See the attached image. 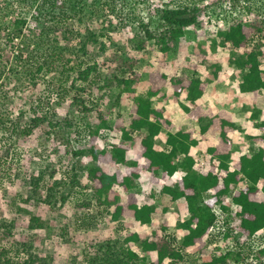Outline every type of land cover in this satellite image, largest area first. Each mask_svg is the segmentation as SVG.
I'll list each match as a JSON object with an SVG mask.
<instances>
[{
  "label": "rangeland",
  "instance_id": "1",
  "mask_svg": "<svg viewBox=\"0 0 264 264\" xmlns=\"http://www.w3.org/2000/svg\"><path fill=\"white\" fill-rule=\"evenodd\" d=\"M41 1L0 0V19L5 27L10 28L18 18L27 22L22 33L12 42L5 40L3 32L0 36V50L4 58L8 59L4 63L9 69L6 71L8 76L2 80L5 90L0 89V118L6 121L0 126V155L5 161L0 163V252L1 247H6L10 254H14V249L20 248L21 259L26 260L32 255L39 264H88L89 258L95 254L96 245L106 240L120 243L126 234L132 232L137 233L142 240H151L154 238V231L150 225H141L133 219L121 218L112 222L109 213L90 200V189L83 192L80 187L73 185V177L79 178V168L93 162L88 154L73 157L70 149L88 142L87 127L93 125L99 112L107 116L110 128L115 127L117 114L128 119L133 97L146 92L151 72L159 71L169 78L176 75L188 78L209 77L211 69L207 67V63L203 64V60L214 63L222 58V54L220 49L212 46L209 49L208 43L197 39L198 32L211 31L204 25L202 28L200 20L186 27L184 35L173 41L167 53L158 52L152 43L147 44L144 50H135L133 45L138 41L139 25L141 22L153 25L157 10H161L165 0H68L83 9L79 15L80 20L67 26L70 34H66V37L62 26L68 21L54 29V23L50 21V7L46 5L43 8ZM218 1L220 0H196V3L201 7ZM230 1L239 16L243 12L249 14L245 24L255 18L264 21V0ZM169 5L172 6L170 3ZM245 6L247 10L244 9ZM211 8H206L199 18L204 19ZM73 12L70 9L69 14ZM45 25L48 27L46 31ZM29 29L35 32L32 33ZM40 31L39 36H35ZM91 32L97 33L96 39L87 41L86 37ZM35 39L39 43L38 49ZM20 48L22 59L16 54ZM59 53L61 60L56 56ZM221 61L222 74L217 89L221 81L229 86L224 90L226 92L220 93L235 100L233 104L227 105L233 106L230 111L234 114V123L241 125L244 119L239 113L248 115L256 105L264 110V97H258L255 102L250 94L244 98L236 83L243 71L233 64H227V58H222ZM39 66L41 69L37 71ZM73 66H76L75 71L65 70ZM78 67L80 70H77ZM26 70L37 75L35 84L24 74ZM80 73L86 76L85 80ZM133 73L140 74L138 85L130 93L120 92V88L115 85V77H132ZM109 80L113 81V85L106 87L104 84ZM61 87L66 89L62 100L58 96L62 91ZM217 89H209L196 101L198 105L206 107L203 109L207 113L216 114L227 106L219 97ZM166 92L167 99H154L153 105L165 108V115L174 123L173 131L195 129L197 136V123L181 112L179 104L172 99V89L168 85ZM39 100L55 114L57 121L67 119L70 129H52L46 120L31 123L35 113L33 108ZM184 101L185 93L179 98L180 103ZM81 103L89 108L88 115L81 110ZM259 120H264V114L260 115ZM14 121H18L19 125L13 132L10 123ZM166 135V131L162 130L156 138L159 147L164 146ZM231 136L236 141L239 136L242 141L238 144L239 150L232 154L233 159H237L242 153H251L252 149L242 147L246 144L245 133L236 131ZM100 137L101 140L95 144L96 150L107 147L118 134L106 130ZM80 140L81 143L78 142ZM216 140L217 132L209 131L203 141L204 149L215 144ZM252 143L254 144L249 147L255 150L259 145L263 146L258 141ZM127 145V157L131 158L136 152L137 143L129 141ZM204 149H194L191 154L195 157L203 155ZM199 159L202 162V158ZM102 167L108 173L115 170V166L111 164H104ZM180 174L176 173L172 178L165 177L161 181L172 185ZM31 176L41 177L37 189L30 183ZM55 183L58 194L51 199L49 196ZM117 190L121 192L122 199H125L121 189ZM132 191L137 194L139 204L155 206L154 228L158 235L162 233L160 228L166 227L165 233L168 237L175 238L174 245L178 246L183 234L176 231V226L188 218L185 200L171 201L158 192L149 196L152 192L146 185L144 173ZM45 197L49 200L45 201ZM89 217H92L90 226H79L81 219ZM5 222L12 224L9 235H6ZM204 239L207 241L208 237L205 236ZM238 240L242 241L240 238ZM219 243L222 244L220 241ZM128 246L142 255L141 250L133 244ZM214 247V244L209 243L203 247L185 249L186 260H189L186 263L199 264L208 261L216 254ZM143 255L147 264L156 258L155 252Z\"/></svg>",
  "mask_w": 264,
  "mask_h": 264
},
{
  "label": "trees",
  "instance_id": "2",
  "mask_svg": "<svg viewBox=\"0 0 264 264\" xmlns=\"http://www.w3.org/2000/svg\"><path fill=\"white\" fill-rule=\"evenodd\" d=\"M37 1L32 0V2ZM179 2L170 0V4L174 6L163 3L161 10H157L153 25L141 22L137 31L138 41L133 45L135 50H144L147 44L152 43L158 52L164 54L170 50L173 41L184 35L186 27L200 20L203 28V18L201 20L199 17L208 7L205 5L200 7L196 0H191L186 6L176 5ZM40 4L43 8L46 5L50 7V21L54 23V29L68 21L62 26L65 37L66 34H70L67 26L80 20L79 15L82 14L83 9L69 3L68 0H42ZM70 9L74 11L72 14H69ZM244 9L247 10V6ZM1 21L0 19V36L3 32L5 40L11 42L22 33L23 27L27 24L24 19L18 18L9 28ZM4 29L7 31L5 32ZM42 29L43 32L48 27L45 25ZM29 31L35 32L32 29ZM41 31L35 33V36H39ZM96 35L97 33L91 32L86 37L87 41H94ZM196 37L208 43L209 49L211 46L220 49L222 58H227V64H233L243 71L240 80L236 82L241 93L250 94L253 102L264 95V21H259L257 18L247 24L234 21L208 33L202 30ZM38 48L39 43L36 41V49ZM66 49L64 50L67 51ZM16 54L22 59L21 48ZM60 54L56 56L61 60ZM222 58L215 60L214 63L203 60V64L207 63V67L211 69L209 77L188 78L184 75H176L169 78L165 73L151 72L146 92L133 97L128 119L117 114L115 127L110 128L107 116L99 112L93 125L87 127L88 142L70 149L73 157H83L88 154L93 162L79 168V178L73 177V185L80 187L83 192L90 189L92 192L90 200L109 213L112 222H117L121 218L133 219L141 225H150L155 233L151 240H142L133 232L126 234L120 243L106 240L94 247L95 254L89 258L88 264H147L143 255L147 252L156 253L155 260L149 264H164L166 261L169 264H187L189 260H186L185 249L194 246L203 247L209 243L215 245L216 254L208 261L199 264H264V246L256 250L250 249L253 239L255 241L258 236L259 239L264 238L261 236L264 232V120H259L264 110L255 107L248 115L239 113L244 122L236 125L229 111L222 109L216 114L207 113L196 103L206 91L218 85L222 74ZM5 60L8 59L4 58L0 50L1 90H5V83L2 80L8 76L6 71H9L4 63ZM40 69L39 66L37 71ZM75 69L76 66H73L65 70L73 72ZM77 70H80V67ZM24 74L33 84L36 83L35 73L26 70ZM82 76L85 80L86 76L84 74ZM139 80L138 73H133L132 77L116 76L115 85L120 88V92L130 93L138 85ZM112 83L113 81L109 80L104 85L110 87ZM167 85L172 89V99L179 104L181 112L197 123V136L195 129L173 131L174 123L165 115V108L153 105L154 99L160 101L167 99ZM61 90L58 93L60 100L66 92L62 87ZM183 93H185V101L180 103L179 98ZM80 105L81 110L88 115L89 108L83 103ZM46 106L43 101H38L33 108L35 113L31 123L46 120L52 129H70L68 127L70 122L67 119L57 121L55 114ZM4 120L0 118V126L5 124ZM10 124L13 132L19 125L18 121ZM106 130L116 132L118 137H113L107 147L96 150L95 144L101 140L100 135ZM162 130H165L167 135L164 146L159 147L156 138ZM209 131L217 132L216 143L207 147L203 155L195 157L191 153L194 149L204 148L203 141ZM236 131L245 133L246 144L242 147L252 151L249 154L242 153L237 159H233L236 140L231 134ZM129 141L137 143L136 152L131 158L127 157ZM255 141L261 142L263 146L260 145L256 150L249 147ZM0 150H2L1 146ZM198 157L202 158V162ZM0 163H5L2 155H0ZM104 164L114 165L115 170L112 173L106 172L102 167ZM177 171H181V174L172 185L162 183L163 178L170 176L172 178ZM142 173L146 174V185L152 192L149 196H152L153 192H158L171 201L181 198L185 200L188 218L176 226V231L183 234L178 246L174 245L175 238H170L165 233L166 227L162 226L160 228L162 233L158 235L154 228L155 206L147 203L139 204L137 194L132 191L137 187ZM40 178L31 176L30 183L32 182L35 189L40 184ZM56 184L53 185L55 188L49 198L57 196ZM117 188L121 189L125 199H122L121 192ZM48 200V197H45V201ZM220 215H223L222 220ZM79 223L82 227L90 226L92 217L81 219ZM6 224L8 225H5L6 235H9L12 224ZM222 226L225 227L224 231L220 229ZM212 229L217 230L218 234L211 233ZM205 236L208 237L207 241L204 239ZM239 238L242 241H239ZM262 242V240L258 241L259 244ZM129 244L139 248L142 255L129 247ZM1 249L0 264H39L37 258L32 255L26 260L21 259L20 248L14 249V254H10L6 247Z\"/></svg>",
  "mask_w": 264,
  "mask_h": 264
},
{
  "label": "built area",
  "instance_id": "3",
  "mask_svg": "<svg viewBox=\"0 0 264 264\" xmlns=\"http://www.w3.org/2000/svg\"><path fill=\"white\" fill-rule=\"evenodd\" d=\"M165 1H166V3H170V0H165ZM190 2H191V0H182L176 5L182 4L183 6H186V5H189ZM206 4L207 5H205V6H208V8H211L213 6L210 9L211 13H210V11H207L208 14L206 16H204V19H203L204 27L209 28V30H215L218 27H220L221 25H228V24H231L237 20L246 21L247 20L246 17L248 18V16H249V14L246 12H243L239 16V14L237 13V11L234 8V4L230 0H220L215 4L214 3L213 4L206 3ZM172 6H174V5L172 4ZM212 15H214V17ZM220 217L222 220L223 215H220ZM224 228L225 227L222 226L220 228L221 231H224ZM216 231L212 229L211 233L215 232V234H218V232L216 233ZM261 236H264V232L261 233ZM259 237L260 236H258L255 241H254V239L252 240V246L250 247V249L256 250V249H259L260 246H264V238L259 239ZM246 240L248 242V239H246ZM261 240L263 242H262V244H259L258 241H261ZM247 249H249V248L247 247Z\"/></svg>",
  "mask_w": 264,
  "mask_h": 264
},
{
  "label": "crops",
  "instance_id": "4",
  "mask_svg": "<svg viewBox=\"0 0 264 264\" xmlns=\"http://www.w3.org/2000/svg\"><path fill=\"white\" fill-rule=\"evenodd\" d=\"M224 82H220V84H219V88L217 89V87H218V85L215 87V89H217V93H219V97L222 99V101L227 105L228 103H230V104H233L234 103V101L235 100H231L230 99V97H226V95L225 94H223V93H220V92H226V91H224V90H226L227 88H229V86L228 85H225V83L223 84ZM206 94V93H205ZM204 94V95H205ZM240 94L242 95V96H244V98H246V95L247 94H244V93H241L240 92ZM203 95V96H204ZM261 97H264V95L263 96H261ZM261 97H259V98H261ZM242 99V98H241ZM178 104V103H177ZM231 107H233V106H229V105H227L225 108H224V110H227V111H229L231 114H233L231 111H230V108ZM256 107L258 108V109H260L259 108V106H257L256 105ZM203 108L205 109L206 107H204L203 106ZM243 108V107H242ZM239 109V108H238ZM213 113H215V112H213ZM238 113V112H237ZM237 113L235 114V115H237ZM234 115V114H233ZM189 118V117H188ZM232 118H233V116H232ZM259 119H260V116H259ZM238 137V139H237V141H236V143L234 144V150H233V153L234 152H236V151H238L239 149H238V144H240V143H242V141L240 140V137L239 136H237ZM254 143H252V145H253ZM214 145V144H213ZM251 145V146H252ZM212 146V145H211ZM260 146V145H259ZM204 149V148H203ZM206 149V148H205ZM204 149V150H205ZM232 153V154H233ZM181 173V171H177L176 173ZM175 173V174H176ZM173 177H174V175H173ZM168 178H171V176L170 177H168ZM167 184V183H166ZM168 185V184H167ZM181 200H184V199H178V200H176L175 202H180Z\"/></svg>",
  "mask_w": 264,
  "mask_h": 264
},
{
  "label": "clouds",
  "instance_id": "5",
  "mask_svg": "<svg viewBox=\"0 0 264 264\" xmlns=\"http://www.w3.org/2000/svg\"><path fill=\"white\" fill-rule=\"evenodd\" d=\"M237 21H241L242 23H245L246 21H242V20H237ZM215 256V255H214Z\"/></svg>",
  "mask_w": 264,
  "mask_h": 264
}]
</instances>
